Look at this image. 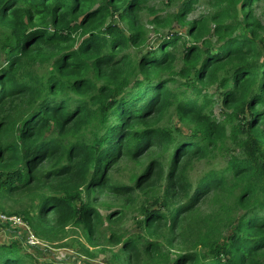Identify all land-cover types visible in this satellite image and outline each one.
<instances>
[{"label": "trees", "instance_id": "obj_1", "mask_svg": "<svg viewBox=\"0 0 264 264\" xmlns=\"http://www.w3.org/2000/svg\"><path fill=\"white\" fill-rule=\"evenodd\" d=\"M201 1L168 3H180L181 24ZM203 1L207 12L188 28L203 45L179 51L184 37L174 30L135 53L147 35L139 13L155 11L151 0H0V201L28 197L20 213L39 238L64 239L71 227L102 238L104 222L94 205L81 204L84 191L102 184L94 178L119 154L158 144L170 151L168 179L180 202L170 218L150 213L146 225L168 220L173 232L187 228L191 248L171 257L159 243L122 241L115 232L108 244L121 243L130 264L151 252L167 264H264V13L257 12L264 0ZM208 85L224 105L237 104L239 123L217 117ZM171 108L192 134L158 124ZM223 152L232 157L194 184L195 163ZM213 193L219 211L194 218ZM233 212V229L218 235L216 217ZM21 245L0 244V264H61L27 262Z\"/></svg>", "mask_w": 264, "mask_h": 264}, {"label": "rangeland", "instance_id": "obj_2", "mask_svg": "<svg viewBox=\"0 0 264 264\" xmlns=\"http://www.w3.org/2000/svg\"><path fill=\"white\" fill-rule=\"evenodd\" d=\"M150 5L155 7V11L148 8L139 13V21L147 35L140 44L141 46L139 44L132 46L133 52L138 53L140 50L145 52L152 49L160 39L174 30L181 31L184 37L180 42L179 51L183 50L184 52V43L203 45L201 41H197L188 35V28L194 18L207 12L205 1L202 0L198 3L181 24L175 17L180 3L170 5L168 0H151ZM257 12L264 13V4L257 8ZM159 15H166L167 22L159 21L157 19ZM115 19L119 21L123 29L126 31L129 29L124 21L118 17ZM258 39L260 40L258 46H260L264 41V32L260 34ZM176 66L180 67L181 64L177 63ZM207 91L208 96L213 101L211 107L217 117L226 121L233 119L239 123V120L235 118L236 115H239L237 104L234 106L224 105L221 101L223 94L216 85H208ZM158 124L167 125L173 131L182 130L184 135L193 133L188 127L191 124L182 122L174 108L166 111ZM230 157H232L231 152H223L217 158L196 162L190 171L191 180L195 184L206 171L225 165ZM171 160L170 151L164 150L158 144L150 146L140 154L133 155L128 152L119 154L94 178V180L101 178L102 184L94 185L96 182L94 181L93 185H89V189L84 191L81 200V204L89 203L96 207L99 214L96 219L104 222L103 227H101L104 232L102 238L101 236L97 237L98 235L95 238H88L81 228L71 227L67 230V236L64 239L56 234H50L51 238L44 240L39 238L36 231L28 224L41 243L33 246L28 245L25 242L26 233L22 229V239L18 241H23L22 253L30 256L25 258L27 262L31 257H34V261H41L42 263L130 264L126 263V256L121 250V243L117 245L108 244L107 237L114 232L122 236V241L132 237L139 239L140 242L147 240L159 243L162 247V253L171 257L188 251L192 244L189 241L190 233L187 228L182 232H173L170 230L168 220H162L160 225L156 226L155 224L154 227L146 225L147 217L152 218L150 213L155 211L158 212V215L164 214L170 218L175 205L180 202V192L170 186L168 179ZM150 168H152L151 174L145 171ZM139 176L141 177L140 180H138ZM27 205H31L30 199L28 197L21 199L17 194L2 202L0 201V212L9 216H18L25 220L23 213L20 212L24 211ZM220 207L219 196L215 193L210 194L205 200H201L194 218L210 217L217 213ZM146 210H150L148 215ZM110 213H114V218L109 220ZM237 216L238 213L233 212L228 214L224 220L216 217V224L219 229L217 234L222 236L228 234L233 229ZM190 220L191 217H187L183 225L188 224ZM5 231L4 229L0 230V232ZM199 249L200 251L205 250L203 246H200ZM133 261L132 264H138L137 259ZM141 261L139 264H167L158 252H151L148 256H144Z\"/></svg>", "mask_w": 264, "mask_h": 264}, {"label": "built area", "instance_id": "obj_3", "mask_svg": "<svg viewBox=\"0 0 264 264\" xmlns=\"http://www.w3.org/2000/svg\"><path fill=\"white\" fill-rule=\"evenodd\" d=\"M0 224H2L5 227H8L9 225L12 224H16L20 226L26 233L25 242L28 245L33 246V245H37L38 243H41L39 238L36 237L34 232L31 230V227L28 225V223L18 216H9L0 212ZM0 230H3V227L1 225H0Z\"/></svg>", "mask_w": 264, "mask_h": 264}, {"label": "crops", "instance_id": "obj_4", "mask_svg": "<svg viewBox=\"0 0 264 264\" xmlns=\"http://www.w3.org/2000/svg\"><path fill=\"white\" fill-rule=\"evenodd\" d=\"M5 232H0V244L13 243L22 239V228L16 224L9 225L8 227L0 224Z\"/></svg>", "mask_w": 264, "mask_h": 264}]
</instances>
